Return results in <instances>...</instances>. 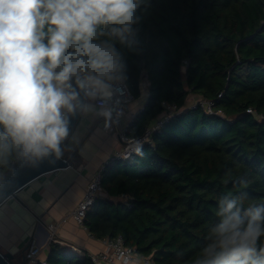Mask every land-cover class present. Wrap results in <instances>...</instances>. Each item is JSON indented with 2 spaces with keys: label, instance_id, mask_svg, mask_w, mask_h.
Segmentation results:
<instances>
[{
  "label": "trees",
  "instance_id": "16d2710c",
  "mask_svg": "<svg viewBox=\"0 0 264 264\" xmlns=\"http://www.w3.org/2000/svg\"><path fill=\"white\" fill-rule=\"evenodd\" d=\"M137 16L133 35L114 41L133 98L148 84L129 135L141 136L165 104L183 109L191 95L213 101L224 118L200 107L182 112L154 147L107 166V195L84 224L96 240L121 236L155 264H191L218 220L219 199L264 205V120L247 112L264 116V0H142ZM46 264L95 263L53 241Z\"/></svg>",
  "mask_w": 264,
  "mask_h": 264
},
{
  "label": "clouds",
  "instance_id": "9594fccd",
  "mask_svg": "<svg viewBox=\"0 0 264 264\" xmlns=\"http://www.w3.org/2000/svg\"><path fill=\"white\" fill-rule=\"evenodd\" d=\"M141 2L0 0V168L61 158L70 115L90 108L81 93L102 101L97 115L109 127L105 102L126 79L114 41L133 35ZM242 205L231 194L218 200V220L191 264H264V205Z\"/></svg>",
  "mask_w": 264,
  "mask_h": 264
},
{
  "label": "crops",
  "instance_id": "0c3cea01",
  "mask_svg": "<svg viewBox=\"0 0 264 264\" xmlns=\"http://www.w3.org/2000/svg\"><path fill=\"white\" fill-rule=\"evenodd\" d=\"M146 78L141 84V95L122 108L121 128L130 124L148 100ZM198 98L191 95L187 106ZM81 117L64 148V156L71 157L66 169L46 173L28 183L16 197L0 206V252L14 256V264H22L31 246L41 249L39 260L48 257L50 231L77 207L95 173L119 150L120 126L105 128L104 117L97 115L100 107L85 101ZM57 238L78 255L104 250L105 241L96 240L87 228L67 219L57 232Z\"/></svg>",
  "mask_w": 264,
  "mask_h": 264
},
{
  "label": "built area",
  "instance_id": "2783aa9c",
  "mask_svg": "<svg viewBox=\"0 0 264 264\" xmlns=\"http://www.w3.org/2000/svg\"><path fill=\"white\" fill-rule=\"evenodd\" d=\"M185 65H187V61H185ZM112 91L113 96L111 97V99L105 102L106 107L111 109L112 111V119L109 121L108 128H111L113 126H120V132L118 136L122 143V148L121 150L116 152V154L95 173L88 184L83 198L81 199L77 207L67 216V218H63L61 221L52 223L48 226L51 234L49 244L55 241L60 243L61 245H64L63 242L58 240L57 232L58 229L67 222V219H72L76 222L77 225L86 228L84 222L88 212L92 210L99 196L107 195L104 192L102 186L103 173L106 167L117 161H130L144 146L154 147L155 134L162 132L165 126L168 125L176 116L187 110H194L200 107L209 116H218L224 118L222 111H216L215 103L213 101L205 100L203 98H198L192 103V105L186 106L183 109H179L175 104H165L164 112L150 126L145 129L144 133L141 136L133 138L129 135L128 132L129 127L133 124L136 116H133L131 118L130 124L128 126L121 128V114L122 108L125 105L129 104L134 98L124 80L114 82L112 84ZM221 97L222 94L219 95V98ZM85 101H89L98 107H100L102 103L99 98L91 100L85 97ZM143 110L144 108L142 109V111ZM247 112L250 114H254L259 120H264V116L258 114L253 109H249ZM104 245V250L98 253L88 254V257L95 264H123V259L121 258L122 253L124 254L125 258H128L130 260V264H155L152 256L139 255L133 248L127 247L121 236L114 239L105 240ZM70 250L73 252H77L74 247H71ZM40 253L41 249L35 246H31L25 254V264H46V261L41 262L39 260Z\"/></svg>",
  "mask_w": 264,
  "mask_h": 264
},
{
  "label": "water",
  "instance_id": "95a60500",
  "mask_svg": "<svg viewBox=\"0 0 264 264\" xmlns=\"http://www.w3.org/2000/svg\"><path fill=\"white\" fill-rule=\"evenodd\" d=\"M81 105L84 106L85 97L83 93L80 96ZM82 108L76 110L75 115H70L69 132L70 135L77 125L81 114ZM69 135V137H70ZM67 140L61 145L64 150ZM71 157L63 156L59 159L47 158L43 161L28 162L24 160L15 161L3 176L4 179L0 181V206L6 203L10 198L16 197L17 193L23 189L28 183L49 172L66 169L70 166ZM14 256L9 253L0 252V264H14ZM26 258H23L25 264Z\"/></svg>",
  "mask_w": 264,
  "mask_h": 264
}]
</instances>
